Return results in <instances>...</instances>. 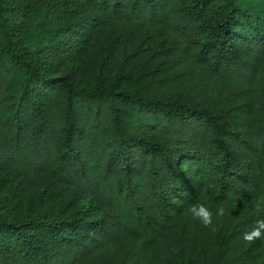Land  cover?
I'll use <instances>...</instances> for the list:
<instances>
[{
  "label": "trees",
  "instance_id": "1",
  "mask_svg": "<svg viewBox=\"0 0 264 264\" xmlns=\"http://www.w3.org/2000/svg\"><path fill=\"white\" fill-rule=\"evenodd\" d=\"M260 198L264 0H0V264H264Z\"/></svg>",
  "mask_w": 264,
  "mask_h": 264
},
{
  "label": "clouds",
  "instance_id": "2",
  "mask_svg": "<svg viewBox=\"0 0 264 264\" xmlns=\"http://www.w3.org/2000/svg\"><path fill=\"white\" fill-rule=\"evenodd\" d=\"M189 213L194 220H198L205 228L215 231L213 221V211L210 206L204 202H197L190 206ZM226 208L223 204L216 208L217 217L224 216ZM250 215L255 216L250 228L242 234V239L246 244L251 245L257 240L264 238V198L257 200L250 211Z\"/></svg>",
  "mask_w": 264,
  "mask_h": 264
}]
</instances>
